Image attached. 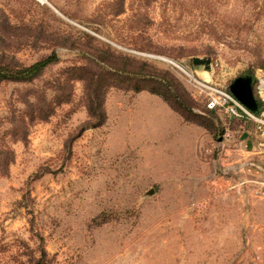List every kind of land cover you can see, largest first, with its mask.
I'll list each match as a JSON object with an SVG mask.
<instances>
[{"label":"rangeland","instance_id":"obj_1","mask_svg":"<svg viewBox=\"0 0 264 264\" xmlns=\"http://www.w3.org/2000/svg\"><path fill=\"white\" fill-rule=\"evenodd\" d=\"M42 1L0 0V60L58 57L31 80L0 81V150H13L0 171V264H32L42 246L47 264H264V135L208 109L170 62L228 88L248 74L238 80L261 100L264 0ZM143 63L175 79L198 120L134 88L154 82L121 70ZM98 66L120 69L91 85ZM94 84L105 90L97 125ZM26 101L53 112L19 139Z\"/></svg>","mask_w":264,"mask_h":264},{"label":"trees","instance_id":"obj_2","mask_svg":"<svg viewBox=\"0 0 264 264\" xmlns=\"http://www.w3.org/2000/svg\"><path fill=\"white\" fill-rule=\"evenodd\" d=\"M3 56V55H0ZM58 59L55 52H52L44 57H41L29 64H21L17 63L10 57V60L7 59L5 61L0 60V81L4 79L8 80H14V81H28L36 76H38L42 70L50 63L56 61ZM144 64V63H143ZM149 67L147 69H144V67H139L137 69H122L121 72L128 74L129 77L135 78L137 82L141 81H153L154 83L152 85H136L134 88L136 90H139L141 88L146 87L152 92L158 93L161 95L165 100H172L173 103L177 106V109L183 114L186 115L184 117L186 118H192L194 120H198L200 114L192 111L191 106L183 99L180 98L177 89V93L173 89V85L175 84L177 86V82H175V79L171 76L166 75L167 72L162 71L160 69ZM74 68H84L82 66H76ZM97 70H91L89 69V73L86 76V80L92 85L94 82L98 81L101 76H104L107 79L109 78V74H117L119 67H114V71H110V69L104 68V67H97ZM124 70H126L124 72ZM81 77V76H80ZM101 86L94 84L89 91V102H88V108L91 113V115L96 116V120L92 123L93 125L100 124L102 120L104 119V113L102 109V103H103V92L105 90L100 91ZM100 93V96H99ZM255 100L257 102V109L258 111L264 106L263 101L260 100V98H256ZM29 109L27 110L25 108V111L23 110L22 115L20 116V124L16 127L15 130L18 129V132L16 134V138L19 139H25L27 135V125L28 120H33L35 118H46L53 112V105L51 103L46 104H40L28 102L26 101ZM99 107V108H98ZM204 123V122H203ZM13 158V150L10 146L5 145L4 149L2 148L0 150V160L4 161V164L0 166L1 172H6L9 162ZM40 254L36 259L33 261L32 264H47L46 262V249L42 246L40 247Z\"/></svg>","mask_w":264,"mask_h":264},{"label":"built area","instance_id":"obj_3","mask_svg":"<svg viewBox=\"0 0 264 264\" xmlns=\"http://www.w3.org/2000/svg\"><path fill=\"white\" fill-rule=\"evenodd\" d=\"M39 1L43 2L42 0ZM170 62L176 65L186 75V79L194 91L202 95L201 99L208 109L222 111L229 117H241L249 120L254 124L256 130L264 135V106L259 111H255L241 102L228 87L217 85L210 79L199 77L184 65L172 60ZM263 73L264 71L262 69H259L257 72L258 83L256 85V91L264 103V84L261 81Z\"/></svg>","mask_w":264,"mask_h":264},{"label":"water","instance_id":"obj_4","mask_svg":"<svg viewBox=\"0 0 264 264\" xmlns=\"http://www.w3.org/2000/svg\"><path fill=\"white\" fill-rule=\"evenodd\" d=\"M197 60H195L194 62H196ZM201 61V60H198ZM197 63V62H196ZM206 69H209V67H205ZM243 76H249L248 74L243 75ZM240 76V77H243ZM251 76V75H250ZM236 78L229 86V89L231 90V92L244 104H246L248 107H250L251 109L258 111L257 109V102L255 100V97L253 95V91L251 89V86L249 84H245L241 81H239L238 79L240 78ZM155 191L154 187H150L148 188L144 194L145 195H149L152 194Z\"/></svg>","mask_w":264,"mask_h":264},{"label":"crops","instance_id":"obj_5","mask_svg":"<svg viewBox=\"0 0 264 264\" xmlns=\"http://www.w3.org/2000/svg\"><path fill=\"white\" fill-rule=\"evenodd\" d=\"M192 126H194V129L193 130H197L196 127H195V125H187L186 128L187 127L192 128ZM197 132L198 131H196V132L194 131V133L191 135L190 132L188 131V134L182 135L181 136V139H182L184 145H187V146L189 145V146H192V147H194L195 145L197 146V143L199 141L198 140ZM188 152H191V151L185 150L184 153H188Z\"/></svg>","mask_w":264,"mask_h":264},{"label":"bare ground","instance_id":"obj_6","mask_svg":"<svg viewBox=\"0 0 264 264\" xmlns=\"http://www.w3.org/2000/svg\"><path fill=\"white\" fill-rule=\"evenodd\" d=\"M205 72H210V69H205ZM206 78H209V77L206 76Z\"/></svg>","mask_w":264,"mask_h":264}]
</instances>
